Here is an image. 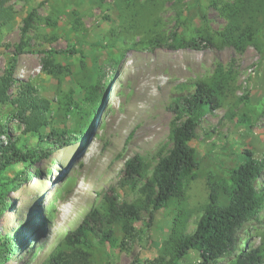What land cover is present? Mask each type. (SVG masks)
Returning a JSON list of instances; mask_svg holds the SVG:
<instances>
[{"label":"rangeland","instance_id":"obj_1","mask_svg":"<svg viewBox=\"0 0 264 264\" xmlns=\"http://www.w3.org/2000/svg\"><path fill=\"white\" fill-rule=\"evenodd\" d=\"M211 1L200 0L199 16L183 21L166 0H9L13 17L0 29V77L15 53L23 18L33 8L38 17L27 34L25 52L16 57L11 96L19 95L27 83L36 99L46 102L49 129L59 132L67 125L78 131L85 126L88 134L59 150L47 147L46 155H40L44 148L37 149V139L8 120L13 105L0 106V124L6 126L10 140L19 138V146L37 154L1 174L8 181L23 173L18 188L10 184L4 197L8 206L0 212V241L19 232L22 239L30 235L33 242L5 264L43 262L63 235L117 184L127 159L142 157L149 175L159 152L170 147L167 135L174 118L167 107L176 97L192 92L197 81L221 79L220 106L205 113L188 142L199 165L197 178L185 194L190 213L187 232L194 229L208 202L210 183L223 179L227 168L242 161L245 152L264 159V37H256L258 49L248 45L238 52L222 45L215 33L227 22ZM171 34L175 40L209 35L214 45L202 50L151 48L149 41L156 37L172 44ZM69 48L80 51L84 66L78 55L52 54V63L68 73L54 77L42 70L43 52ZM93 84L101 99L90 127L85 120L92 113V96L84 90ZM5 142L0 137V143ZM257 185H264V172ZM138 188L116 190L120 200L132 202L139 196ZM170 225L171 219L162 214L150 228L136 222L133 240L116 232L115 247L94 244L90 264H154ZM237 241L244 250L264 248V206L238 231ZM197 262V253L190 252L179 264Z\"/></svg>","mask_w":264,"mask_h":264},{"label":"trees","instance_id":"obj_2","mask_svg":"<svg viewBox=\"0 0 264 264\" xmlns=\"http://www.w3.org/2000/svg\"><path fill=\"white\" fill-rule=\"evenodd\" d=\"M166 1L176 9L177 17L183 21L194 14L199 16L200 0H193L191 3H187V0ZM8 2L9 0H0V29L13 17ZM211 5L227 22L220 32L215 33L222 45L230 46L238 52H242L248 45L258 49L255 39L257 37L262 40L264 37V0H212ZM201 19L205 21L203 15ZM37 20L35 8L22 20L15 53L9 68L0 77V106L13 105L14 109L6 114L8 120L16 121L29 136H34L37 139V149L44 148L40 155H46L44 152L47 147L62 149L72 141L86 137L88 132L85 126L78 131H72L67 125L59 132L49 129L44 107L46 102L37 100L33 94L34 89L27 83L22 85L16 97L10 94L16 57L25 52L27 34ZM170 36L173 41L170 45L166 41L162 42L159 37L151 39L149 44L151 48L167 46L191 50H202L214 45L209 35H199L190 40H175V34ZM43 53L42 70L54 77L68 72L52 63V54L78 55L81 57V66H84L82 54L74 48L57 53ZM192 85V92L176 97L167 107L174 118L167 135L170 147L165 153H162L163 150L159 152L150 174L147 175V166L139 155L127 159L120 170L117 184L103 193L99 206L91 208L74 229L67 231L56 248L40 264H90L89 250L94 244L115 247L116 232L121 233L127 241L133 240V224L141 221L145 228H150L158 214L169 217L171 225L154 264H179L190 252L197 253L196 264H217L225 258L229 259L228 264H264V248L249 246L244 250L238 247L237 241L238 231L264 206V185H257V180L264 172V159L257 160L249 152L243 154L242 161L234 162L227 168L223 179L209 184L208 202L194 229L187 232L190 213L185 194L190 182L197 178L199 165L188 142L195 136L198 122L205 113L219 108L221 79L213 76L209 81H197ZM100 92L96 84L86 86L84 90L85 94L92 96V113L85 120L90 127L100 109ZM0 137L6 138L5 143H0L1 212L8 206L4 197L10 184L17 189L18 180L23 173H16L8 181L1 179V174L13 165L28 162L37 154L28 150L27 146H19V138L11 141L3 124H0ZM36 177H39L38 173ZM138 186L139 196L136 200L126 202L119 199L117 188L135 191ZM143 215H146V219ZM18 233L0 241V264H5L19 252L28 250V246L32 247L30 235L22 239ZM135 262L137 261L132 264Z\"/></svg>","mask_w":264,"mask_h":264},{"label":"bare ground","instance_id":"obj_3","mask_svg":"<svg viewBox=\"0 0 264 264\" xmlns=\"http://www.w3.org/2000/svg\"><path fill=\"white\" fill-rule=\"evenodd\" d=\"M52 187H53L52 189H54V190L56 189V185H54V186H52Z\"/></svg>","mask_w":264,"mask_h":264}]
</instances>
